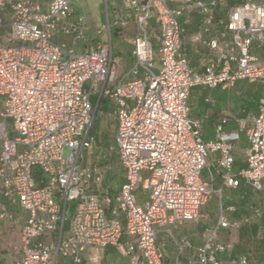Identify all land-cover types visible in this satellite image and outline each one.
<instances>
[{"label": "built area", "instance_id": "1", "mask_svg": "<svg viewBox=\"0 0 264 264\" xmlns=\"http://www.w3.org/2000/svg\"><path fill=\"white\" fill-rule=\"evenodd\" d=\"M226 1L121 0L110 13L105 0L106 22L96 31V43L78 51L88 22L80 0H0V235L4 227L19 233L8 248L10 259L0 248V264H60L61 257L83 264L88 250L109 245L129 256V264H140V258L165 264L160 231L200 222L216 192L213 174L203 176L209 158L218 163L224 185L245 179L264 192V97L258 114L239 131H227L223 117L210 141L189 116L193 87L264 80V56L253 52L264 49V0H239L228 8ZM221 9L225 16L217 18ZM73 14L76 20L69 22ZM194 15L202 18L198 38L214 22L222 27L208 43L219 58L202 72L191 66L182 43L181 17L190 21ZM134 16L129 41L135 62L120 74L112 27L128 26ZM59 34L71 36L72 44L58 42ZM102 98L116 106L115 140L124 170L115 204L102 188V168L84 158ZM241 132L249 142L247 167L235 173ZM140 187L143 201L135 193ZM254 213L264 218V209ZM232 225L221 208L195 250L198 264H223L218 256L232 243L220 239V230ZM124 234L135 241L122 242ZM191 247L189 241L182 245ZM235 263L248 264V258Z\"/></svg>", "mask_w": 264, "mask_h": 264}, {"label": "crops", "instance_id": "2", "mask_svg": "<svg viewBox=\"0 0 264 264\" xmlns=\"http://www.w3.org/2000/svg\"><path fill=\"white\" fill-rule=\"evenodd\" d=\"M236 2L238 1L234 3ZM233 4L228 5L226 1L227 8ZM76 16L73 14L68 21L74 22ZM222 16H225V10L224 14L223 9L218 10L217 18ZM181 21L184 28L182 34L183 48L190 60L191 66L196 71L202 72L219 58V50L211 48L208 43L220 37L222 27L217 22H214L211 31L204 32L202 37L198 38L202 29L201 16L194 15L190 21H185L184 17H181ZM129 32H133L135 35V26H131ZM131 37L128 36L127 43H130L129 38ZM57 41L70 45L72 44V37L59 34ZM96 41L95 39L90 45H85L83 51L90 49ZM130 45L131 50L126 57L117 60L114 56V61L118 65L120 74L127 73L135 62L132 44L130 43ZM77 49L79 48L77 47ZM78 51L81 50L79 49ZM253 52L264 56V49L261 51L255 47ZM263 97L264 80L250 82L242 79L229 87H223L222 85L213 88L196 86L191 89L188 100L189 116L192 120L200 123L203 139L210 141L215 138L216 125L223 117L228 119V122L225 124L227 131H239L241 123L249 122L251 117L258 114L260 101ZM248 147L249 142L247 137L241 132L234 149L235 163L233 170L235 173L247 167L246 150ZM209 164L210 168L204 171L203 176L208 179L209 174H213L214 190L216 192L213 193L215 195H212L209 202L203 208V219L200 222L187 221L183 224L168 226L158 234V243L165 246V264H198L195 258V250L204 242L211 226L217 222L221 208L228 219L234 224L229 228L220 230V239L223 242L232 243L231 249L219 254L218 257L222 263L236 264V260H239L242 256H246L248 264H264V218L254 213L255 208L264 209V192L256 190L245 179H241L237 186L224 185L223 179L218 172V163L215 162L214 158H209ZM139 189L141 191L138 198L139 201H143L146 194L141 187ZM95 191L101 195V190ZM247 218H249V221H246ZM121 241L133 242L135 240L124 234ZM185 241H189L192 247L182 248ZM105 248L108 254L111 255L108 260L105 257L107 264L130 263V257L124 256L114 245H109ZM89 252L90 250L84 254L83 264H88L87 255ZM140 264H145L143 258H140Z\"/></svg>", "mask_w": 264, "mask_h": 264}, {"label": "rangeland", "instance_id": "3", "mask_svg": "<svg viewBox=\"0 0 264 264\" xmlns=\"http://www.w3.org/2000/svg\"><path fill=\"white\" fill-rule=\"evenodd\" d=\"M82 6L85 8L88 14V22H87V30L85 38L78 42L77 47L83 51L85 45H90L93 43L95 39H97V29L102 27V25L106 22V3L105 0H80ZM121 6V0H109V12H112V9L115 7ZM78 13V12H77ZM224 14V10H223ZM136 16L133 17V21L129 23L128 26H113L112 27V40H113V47H114V56L117 60H121L122 58L126 57L130 50L131 45L127 43L128 36H134V33L129 32V28L131 26H135ZM78 49V50H79ZM97 97V96H94ZM115 104L109 98H105L101 104L100 109L97 111V117L93 123V131L91 134L94 135V127H98L104 124V128L106 127L107 132L113 136L114 134V126H115ZM3 109V98L0 97V110ZM117 127V123H116ZM105 147L99 146L96 141L93 142V145L90 149L84 152L85 162L87 163H98V160L101 156H104L107 153ZM69 153V149L66 148L64 154L67 155ZM112 171L114 175H117L114 180L112 181L111 188H116L118 186V181L122 176L120 170H117L116 165L103 164L102 165V172L103 174L106 171ZM141 189H138L135 193L137 197L139 196ZM215 195V194H213ZM147 196H144L143 199H146ZM215 197V196H213ZM204 210V209H203ZM15 212L18 215H23V210L16 206ZM4 231L0 235V248L3 249V252L6 254L8 259L11 258V252L8 250L11 244L16 243L19 238L18 231L9 230L8 228H3ZM110 259L111 255L108 254L107 249L105 247H97L90 249V252L87 255V262L88 264H107V260ZM68 260V264H70V259ZM106 261V262H104Z\"/></svg>", "mask_w": 264, "mask_h": 264}, {"label": "trees", "instance_id": "4", "mask_svg": "<svg viewBox=\"0 0 264 264\" xmlns=\"http://www.w3.org/2000/svg\"><path fill=\"white\" fill-rule=\"evenodd\" d=\"M235 1H239V0H227V4L231 5L233 4ZM156 20L155 18L152 20V25H155ZM94 104H97L98 101V96L97 97H93L92 98ZM104 101V99L102 98L99 105H98V110L101 107L102 102ZM97 110V111H98ZM96 117H97V112H96ZM95 117V118H96ZM95 120V119H94ZM94 123V121H93ZM93 123L90 127L89 130V134L90 136L93 137V142L96 141V143L99 146H103L105 147L107 150L109 149V151L107 153L104 154V156H101L100 159L98 160V164L101 168L103 164H106L107 166L110 165V168L112 167V165H116L117 166V170H120L121 172V178L118 181V186L116 188H111L112 186V181L114 180V178L117 175H114L112 171L108 170L106 171L104 174L102 173L103 176V181H102V188H108L110 196L112 198V203L115 204V199L117 197V194L119 192L121 183H122V178H123V166L121 164V160H120V156L117 150V145H116V140H115V133H116V122H115V126H114V135L111 136L108 132L106 127L104 128V124L100 125L98 127H94V135L91 134V131H93ZM87 163V162H86ZM68 260L66 259V257H61L60 258V264H68Z\"/></svg>", "mask_w": 264, "mask_h": 264}]
</instances>
